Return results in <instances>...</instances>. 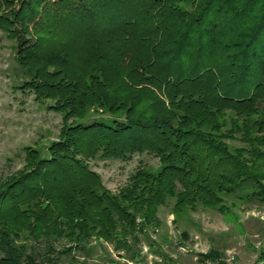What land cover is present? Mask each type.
Listing matches in <instances>:
<instances>
[{
    "label": "trees",
    "instance_id": "1",
    "mask_svg": "<svg viewBox=\"0 0 264 264\" xmlns=\"http://www.w3.org/2000/svg\"><path fill=\"white\" fill-rule=\"evenodd\" d=\"M73 1L0 0V27L18 39L16 54L24 60L34 58L32 50L40 43L39 33L47 23L41 18L42 27L37 21L31 26L40 12L51 18L83 12L81 23L87 29L94 25L93 17L103 16V25L112 28L96 36L86 32L90 44L99 47L108 40L123 44L136 40L143 47L132 68L138 73L137 81L157 82L159 92L144 100L139 90L108 88L109 98L104 101L111 107L131 102L126 121L72 123L65 138L51 146V154L40 158L38 151H30L27 161L32 170L0 182V264H60L65 257L76 264L81 253L91 255L95 240L125 251L128 264H143L139 244L147 225L155 223L158 205L176 195L179 210L198 202L214 207L220 201L217 191L235 188L238 179L249 176L226 149L217 152L200 125L193 129L188 125L204 119L211 123L227 107L241 113L242 104L248 111L264 107V0L228 6V0H206L197 14L178 8L180 0H77V5ZM41 2L45 8L36 11ZM85 8L86 12L80 11ZM221 16L233 20L226 31L219 30L225 21H220ZM233 36L239 39L230 43L238 48L234 53L227 51ZM98 56L106 54L100 51ZM19 62L27 74L35 73H25L18 87L35 91L37 97L56 98L57 108L72 105L66 119L85 105L83 92L91 90L101 96V87L107 83L95 77L87 85L94 87L80 88L78 80L60 64L49 72L46 67L41 71ZM148 100L154 105L150 114ZM131 113L138 114L137 118ZM76 131H93L82 139L89 140L86 151ZM146 151L160 158V170L138 169L119 194L107 190L99 174L83 160L100 154L128 159ZM50 181H65L66 191L54 190Z\"/></svg>",
    "mask_w": 264,
    "mask_h": 264
},
{
    "label": "rangeland",
    "instance_id": "2",
    "mask_svg": "<svg viewBox=\"0 0 264 264\" xmlns=\"http://www.w3.org/2000/svg\"><path fill=\"white\" fill-rule=\"evenodd\" d=\"M247 1L228 0L226 6ZM73 2V5L78 3L77 0ZM205 2L180 0L176 6L190 14H197ZM43 8L45 3L41 2L34 9L41 11ZM86 8L80 11L86 12ZM82 13L79 16L66 15L60 18H51L41 12L37 14L33 23L30 22L31 26L34 21L40 25L41 18L42 21L47 20V23L43 32L39 33L40 43L32 50V60H24L23 55L16 54L20 46L18 39L9 37L8 30L0 27V182L32 170L33 166L27 161L30 151H38L40 158L48 156L51 154V146L65 138L64 132L72 123L101 120L114 124L118 120L126 121L131 102L122 107H111L104 101L109 98L108 88L112 90L118 87L122 92L139 90L144 100L158 95V83L137 81L138 73L132 69L135 57L142 54L143 47L136 40L129 44L108 40L100 43L102 45L99 47L92 46L86 32L90 31L88 34L96 36L112 27L103 25V16L97 15L92 18L94 25L87 29L81 23L85 17ZM219 19L222 21L224 18L221 16ZM224 20L219 28L221 31H226L233 24L230 16ZM241 30L242 27L233 33L237 34ZM228 40L232 44L239 39L233 36ZM231 44L227 51L238 52V48ZM100 51L106 56L100 58ZM116 51H122L124 55L120 57ZM20 59L30 64V67L41 68V71H53L60 64L78 80L80 88L93 83L95 77L104 83L107 81L108 85L106 83L105 87H101V96L96 92L91 94V90L90 93L83 92L85 105L66 119L72 105L57 108L56 98L37 97L35 91L18 87L26 75L32 76L35 73V70H31L27 74L20 67ZM51 59L61 61L54 63L50 62ZM95 89L98 91V83ZM241 106L242 113L227 107L211 123L210 120L206 123L204 119L202 123L198 121L188 127L193 129L200 125L199 129L214 141L217 152L226 149L249 176L238 179L239 184L235 188L231 186L228 191H217L220 201L214 207L198 202L195 206H184L179 210L175 208L176 195L170 196L168 203L158 205L155 223L147 225L145 236L141 237L142 243L139 244V250L145 258L143 264H264V107L248 111L246 104ZM153 107L152 100H148V114ZM142 111L138 112L142 114ZM137 115L131 113L133 119ZM76 132L81 148L86 151L89 140L82 139L93 131ZM76 156L82 157L79 153ZM83 160L92 171L99 174L101 183L112 194H119L131 184L132 175L138 169L146 166L144 168L158 173L162 165L158 156L147 151L136 152L128 159L105 158L100 154ZM64 182L50 181V184L54 190L65 192L67 186ZM225 184L229 185L228 182ZM23 205L24 209L27 208L25 202ZM92 245L96 247L91 255L86 257L81 253L76 264H128L126 252L116 250L112 243L95 240ZM60 264H70V260L65 257Z\"/></svg>",
    "mask_w": 264,
    "mask_h": 264
},
{
    "label": "built area",
    "instance_id": "3",
    "mask_svg": "<svg viewBox=\"0 0 264 264\" xmlns=\"http://www.w3.org/2000/svg\"><path fill=\"white\" fill-rule=\"evenodd\" d=\"M202 264H213V263H211V262H208V263H202Z\"/></svg>",
    "mask_w": 264,
    "mask_h": 264
}]
</instances>
